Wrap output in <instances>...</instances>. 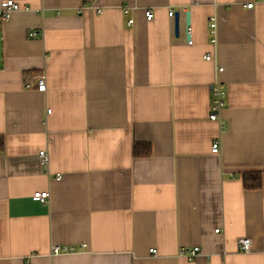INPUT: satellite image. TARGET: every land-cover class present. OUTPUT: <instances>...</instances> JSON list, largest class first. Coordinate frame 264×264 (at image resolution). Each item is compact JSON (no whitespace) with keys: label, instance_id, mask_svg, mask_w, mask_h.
<instances>
[{"label":"crops","instance_id":"crops-1","mask_svg":"<svg viewBox=\"0 0 264 264\" xmlns=\"http://www.w3.org/2000/svg\"><path fill=\"white\" fill-rule=\"evenodd\" d=\"M14 1L0 20V264H264V0ZM255 172L261 187L245 188Z\"/></svg>","mask_w":264,"mask_h":264},{"label":"built area","instance_id":"built-area-1","mask_svg":"<svg viewBox=\"0 0 264 264\" xmlns=\"http://www.w3.org/2000/svg\"><path fill=\"white\" fill-rule=\"evenodd\" d=\"M253 3L250 2L247 7H253ZM21 5L14 1V0H6L3 3L2 8L0 9V20H7L10 18V16L12 15V13L14 11H17V9H20ZM124 10L125 15L127 16V22L128 25H133L134 24V20H133V16H132V8L128 7V6H124L122 7ZM100 11V10H99ZM169 15L173 16L174 15V10H170L169 11ZM154 16V12L152 9H148L146 11V19L149 20ZM210 32L213 33L214 32V28L216 26V22L214 20V18L210 17ZM30 37H35L38 36L39 33L37 31H32L30 34ZM189 44L192 43V40L188 41ZM222 68H219V71H221ZM36 88L39 91H45L46 90V81H45V75H41L38 76L36 78ZM26 86L28 88H33L35 85L26 82ZM210 93H211V101L209 104V108H210V114H209V119H218L219 117V112L224 108V105L226 104L227 101V97H228V92H227V88L224 84V82L222 83L221 81H216L211 85V89H210ZM51 111V109H47V112L49 113ZM219 141L215 140L212 143L211 146V151L217 153L219 152ZM38 156H40V161L41 164L45 167L47 166L48 163V159L49 156L47 155L46 150H40L38 151ZM58 178H60V176H57ZM49 197H50V192L49 190H37L36 192L33 193L32 198L34 200H40L42 202H48L49 201ZM219 229H216V231H218ZM250 245H251V239L247 238V237H242L241 239L238 240V247L239 249L243 252H247L250 251ZM86 244H82L81 247H85ZM77 247L74 245H66V244H58V243H53L51 244L50 247V254H59V253H68L70 251H76ZM201 251V248L198 246H194V247H184L181 248L179 250V254L182 256H187L190 259H193L195 257H197L199 255ZM151 253H155L156 252V248H151L150 249ZM24 264H30L28 261H26Z\"/></svg>","mask_w":264,"mask_h":264},{"label":"trees","instance_id":"trees-1","mask_svg":"<svg viewBox=\"0 0 264 264\" xmlns=\"http://www.w3.org/2000/svg\"><path fill=\"white\" fill-rule=\"evenodd\" d=\"M31 74V73H30ZM5 148L4 137L0 136V152H2ZM151 146L150 144L145 143H138L134 145L133 153L136 157L150 155L151 153ZM244 179V186L247 189H256L261 187L262 185V176L261 173H247L243 175Z\"/></svg>","mask_w":264,"mask_h":264},{"label":"water","instance_id":"water-1","mask_svg":"<svg viewBox=\"0 0 264 264\" xmlns=\"http://www.w3.org/2000/svg\"><path fill=\"white\" fill-rule=\"evenodd\" d=\"M175 21H176V25H175V32H176V34H177V32H178V21H177V15H176V17H175ZM186 21H187V26H189L190 25V21H189V12H187V17H186ZM187 35H188V38L190 37V35L187 33Z\"/></svg>","mask_w":264,"mask_h":264}]
</instances>
